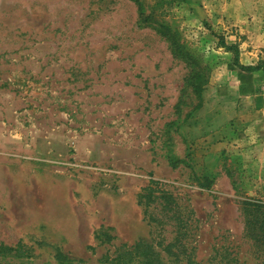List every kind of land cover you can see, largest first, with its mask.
Returning <instances> with one entry per match:
<instances>
[{"label":"rangeland","instance_id":"374dc122","mask_svg":"<svg viewBox=\"0 0 264 264\" xmlns=\"http://www.w3.org/2000/svg\"><path fill=\"white\" fill-rule=\"evenodd\" d=\"M232 46L264 67V0H0V246L28 252L0 264H264V83L220 96Z\"/></svg>","mask_w":264,"mask_h":264},{"label":"trees","instance_id":"16d2710c","mask_svg":"<svg viewBox=\"0 0 264 264\" xmlns=\"http://www.w3.org/2000/svg\"><path fill=\"white\" fill-rule=\"evenodd\" d=\"M171 41V40H170ZM172 43V42H170ZM226 52H230L233 54L232 62L228 65V71L232 74L236 75L238 80L240 81L239 86V92L240 94H252L253 89V73L259 70H262L264 72L263 66H244L239 64L238 62V52L235 46L226 48ZM261 79V78H260ZM263 79V78H262ZM257 81V80H256ZM155 184V183H153ZM243 212L245 215V225L248 231L251 229H254L255 232L258 233L259 240H255V245L257 244L258 248L260 249L261 253L264 252V210H260L264 208V206H260L258 204H253L249 202H243L242 203ZM253 233V232H252ZM259 242V244L257 243ZM142 245H144L147 248V251L149 250V246L145 245L144 242H137L135 245H133L134 250L141 249ZM122 249L124 247H121ZM120 248V250H121ZM118 252V253H117ZM128 255H130V252L126 251ZM21 254L28 253L23 248V245L21 243H17L16 247L13 249V247H4L0 246V255H6V254H14L16 256H20ZM114 256L107 258L109 260V263L112 264H124L123 262V255L121 260V253H119V250L114 251ZM117 253V254H116ZM125 253V252H123ZM126 254V253H125ZM154 254V253H153ZM26 257H29L28 254L25 255ZM105 259V260H107ZM56 261L58 264H82L80 262H73L72 260L66 258L64 255L58 253L56 254ZM154 258H152V255L149 256L148 260L144 264H154ZM100 264H102V260L99 261ZM130 261L128 260L127 263Z\"/></svg>","mask_w":264,"mask_h":264},{"label":"crops","instance_id":"0c3cea01","mask_svg":"<svg viewBox=\"0 0 264 264\" xmlns=\"http://www.w3.org/2000/svg\"><path fill=\"white\" fill-rule=\"evenodd\" d=\"M240 64L246 66L247 64L243 63L240 61ZM229 74H232L231 72H229ZM233 76H230L228 78V80L220 82L218 84V88L221 89L220 91V96L221 97H237V98H251L254 95H257L259 92V89L261 87V84L264 83V76L261 77V79H257L255 77V72L253 73V85H252V89H253V93L252 94H240L239 92V86H240V81L238 80V78L236 77V75L232 74ZM263 78V79H262ZM257 80V81H256ZM227 84L229 85L226 88H220L222 86H220L221 84ZM225 86V85H224Z\"/></svg>","mask_w":264,"mask_h":264}]
</instances>
